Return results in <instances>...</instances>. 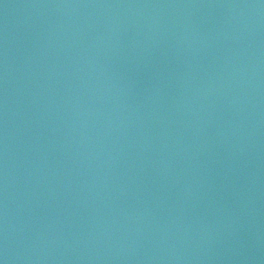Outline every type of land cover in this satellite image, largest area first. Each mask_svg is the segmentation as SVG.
Instances as JSON below:
<instances>
[{
	"label": "water",
	"instance_id": "1",
	"mask_svg": "<svg viewBox=\"0 0 264 264\" xmlns=\"http://www.w3.org/2000/svg\"><path fill=\"white\" fill-rule=\"evenodd\" d=\"M0 264H264V0H0Z\"/></svg>",
	"mask_w": 264,
	"mask_h": 264
}]
</instances>
